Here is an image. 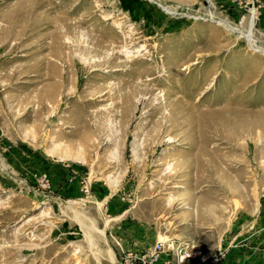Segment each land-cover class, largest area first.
I'll return each instance as SVG.
<instances>
[{"label":"rangeland","instance_id":"obj_1","mask_svg":"<svg viewBox=\"0 0 264 264\" xmlns=\"http://www.w3.org/2000/svg\"><path fill=\"white\" fill-rule=\"evenodd\" d=\"M263 52L264 0H0V264H264Z\"/></svg>","mask_w":264,"mask_h":264},{"label":"built area","instance_id":"obj_2","mask_svg":"<svg viewBox=\"0 0 264 264\" xmlns=\"http://www.w3.org/2000/svg\"><path fill=\"white\" fill-rule=\"evenodd\" d=\"M221 253H208L189 241L158 240L142 252L125 251L121 264H219Z\"/></svg>","mask_w":264,"mask_h":264},{"label":"crops","instance_id":"obj_3","mask_svg":"<svg viewBox=\"0 0 264 264\" xmlns=\"http://www.w3.org/2000/svg\"><path fill=\"white\" fill-rule=\"evenodd\" d=\"M108 230L109 229H107V231ZM142 230L143 229L139 226L135 227L133 223L126 221L118 224L114 230L111 229V232H113L112 235L120 241L121 250L142 252L158 241L155 240V242H151L144 240ZM244 245L242 242L238 245H234L232 249L225 253L219 264H258L255 253L253 254L254 251L250 253L248 252L247 255L244 254L243 250H245V247H242ZM112 254V250H110V255L112 256Z\"/></svg>","mask_w":264,"mask_h":264},{"label":"bare ground","instance_id":"obj_4","mask_svg":"<svg viewBox=\"0 0 264 264\" xmlns=\"http://www.w3.org/2000/svg\"><path fill=\"white\" fill-rule=\"evenodd\" d=\"M250 36V35H249ZM248 41L250 42V44H252L253 43V40L250 38V37H248ZM264 53V52H263Z\"/></svg>","mask_w":264,"mask_h":264}]
</instances>
